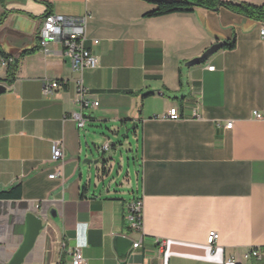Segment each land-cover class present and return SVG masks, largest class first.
<instances>
[{
	"label": "crops",
	"instance_id": "obj_1",
	"mask_svg": "<svg viewBox=\"0 0 264 264\" xmlns=\"http://www.w3.org/2000/svg\"><path fill=\"white\" fill-rule=\"evenodd\" d=\"M153 8L146 0H0V193L20 187L0 199V264L18 250L30 212L44 222L24 264H71L75 247L83 264H264L243 260L264 248V23L224 8L147 17ZM48 14L86 18L95 69L73 71L57 43L39 49ZM232 40V50L187 66ZM3 56L16 65L11 82ZM45 81L58 87L44 93ZM78 81L98 103L81 111L83 130L71 119ZM170 109L178 120L166 117ZM124 132L136 142L135 186L127 175L119 185L112 178L114 140ZM53 143L63 147L57 163ZM136 201L139 232L128 219ZM116 236L138 244L124 263ZM155 240L165 242L162 252Z\"/></svg>",
	"mask_w": 264,
	"mask_h": 264
},
{
	"label": "built area",
	"instance_id": "obj_2",
	"mask_svg": "<svg viewBox=\"0 0 264 264\" xmlns=\"http://www.w3.org/2000/svg\"><path fill=\"white\" fill-rule=\"evenodd\" d=\"M86 18H68L59 15L48 14L46 15L41 23V27L38 31V44L39 49L48 54V46L50 43H57L61 46L62 54L67 57L70 62V67L73 71L81 73L83 70H92L97 67V57L93 55L90 50L85 47L86 36H85ZM260 37L264 39V28L260 29ZM97 41H93V45H97ZM12 62L11 58L2 59L1 65L6 67ZM214 68H208V71H213ZM58 87L56 82H43L42 91L44 93H50ZM86 90L82 87L81 81L77 82L76 89V103L79 106L80 112L74 113L71 119L75 122L78 130H83L87 119L83 116L82 110L88 108H96L97 102H89L85 99ZM166 117L170 120H178L180 118L176 109H170L167 112ZM231 124L225 126L226 129H230ZM109 149V145L106 143L101 147L102 152H106ZM51 160L53 163L62 161L63 159V147L61 143H53L51 149ZM57 175L53 174L49 176L53 179ZM129 222L130 228L136 232L141 229L142 221V204L141 202L132 203L129 208ZM217 235L214 232H210L206 244L212 247ZM157 250L162 252L165 247V242L162 240H155ZM132 247L136 249L137 243H133ZM71 264H83V257L78 247H75L70 252ZM264 259V248H250L243 255L244 261L249 260H261ZM228 262H232L229 260Z\"/></svg>",
	"mask_w": 264,
	"mask_h": 264
},
{
	"label": "trees",
	"instance_id": "obj_3",
	"mask_svg": "<svg viewBox=\"0 0 264 264\" xmlns=\"http://www.w3.org/2000/svg\"><path fill=\"white\" fill-rule=\"evenodd\" d=\"M152 4L154 8L146 14L147 17H160L170 14L189 13L195 7L205 8L208 10H214L217 8H224L232 13L244 16L251 20L264 23V5L255 6L246 3L232 4L222 2L220 0H177V1H165V0H146ZM235 46L234 40L229 43L223 44V48L226 50H232ZM3 59L7 57L3 56ZM15 62L12 61L6 67V81L11 82L15 73ZM20 187L16 186L11 191L6 193H0L1 198L18 197ZM13 191L15 195L12 194Z\"/></svg>",
	"mask_w": 264,
	"mask_h": 264
},
{
	"label": "water",
	"instance_id": "obj_4",
	"mask_svg": "<svg viewBox=\"0 0 264 264\" xmlns=\"http://www.w3.org/2000/svg\"><path fill=\"white\" fill-rule=\"evenodd\" d=\"M223 47L222 43H216L207 49L200 58L190 61L187 66H195L205 63L213 54ZM5 92V87L0 84V95ZM125 133V135H127ZM50 217L54 218V211L49 212ZM44 218L41 213H27L24 218L25 230L22 242L7 264H24L27 256L32 251L39 234L43 230ZM132 241L122 236L113 238V249L120 263H124L132 249Z\"/></svg>",
	"mask_w": 264,
	"mask_h": 264
},
{
	"label": "rangeland",
	"instance_id": "obj_5",
	"mask_svg": "<svg viewBox=\"0 0 264 264\" xmlns=\"http://www.w3.org/2000/svg\"><path fill=\"white\" fill-rule=\"evenodd\" d=\"M104 132H106L104 130ZM102 141L99 142L101 144ZM114 143H118L117 151L113 154V169L112 178L117 181V185L125 181V176L130 178V182L135 186V171L133 163V151H135L136 142L131 134L125 135V132L120 134ZM119 175L116 177V174Z\"/></svg>",
	"mask_w": 264,
	"mask_h": 264
}]
</instances>
